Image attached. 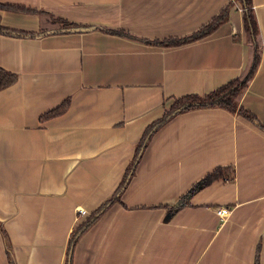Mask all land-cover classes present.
Listing matches in <instances>:
<instances>
[{"label": "crops", "instance_id": "1", "mask_svg": "<svg viewBox=\"0 0 264 264\" xmlns=\"http://www.w3.org/2000/svg\"><path fill=\"white\" fill-rule=\"evenodd\" d=\"M232 1L228 19L187 35ZM262 53L239 105L264 125ZM0 264H66L72 229L121 183L146 126L173 98L245 73L252 47L233 0H0ZM55 18L89 27L52 31ZM118 29L133 37L113 34ZM59 115L41 116L61 104ZM232 179L178 200L217 167ZM118 201L79 237L71 264H264V129L221 107L178 113L150 136ZM229 208L226 217L215 210Z\"/></svg>", "mask_w": 264, "mask_h": 264}, {"label": "trees", "instance_id": "2", "mask_svg": "<svg viewBox=\"0 0 264 264\" xmlns=\"http://www.w3.org/2000/svg\"><path fill=\"white\" fill-rule=\"evenodd\" d=\"M242 9V20H243V29L247 35L249 42L252 47V55L250 63L244 74L237 76L236 78L228 81L227 83L217 87L216 89L203 94H187L184 96H180L178 98H173L171 103L165 107L163 113L149 123L144 129L140 140L135 146L134 156L129 163L127 170L125 171L124 177L121 183L117 186L112 195L107 198L104 202H102L95 210H93L83 221L78 223L71 231L66 249V264H71L72 262V253L75 243L79 239V237L89 228V226L97 220V218L114 202L118 201L120 192L122 191L124 184L127 182L129 176L132 174L131 170L136 162L139 159L140 153L144 149L147 141L150 136L158 129L162 124H164L167 120H169L174 115L193 110L199 108H207V107H221L223 109L228 110L232 113H237L251 122H254L256 125L264 129V125L261 124L257 117L251 113L250 111L243 108L239 105V99L245 88L247 87L249 81L251 80L253 74L255 73L261 53H262V45L259 40V29L257 25L256 16L254 10L252 8L251 0H237ZM233 2L229 1L227 5L222 7L218 13L206 24L202 25L197 30L181 36L174 38H166V39H154L150 41L151 43L163 45V46H176L188 43L190 41H194L200 39L208 34H210L213 30H215L221 23L228 19L229 10L232 6ZM1 8L13 9V10H21V11H31L28 8H24L22 6L17 5H9V4H0ZM59 21L60 26L57 29L52 31L58 32H69V31H81L83 29H88L89 27L82 26L79 24H75L72 22H67L66 20L55 18ZM108 32L118 35H126L131 36L129 33L124 32L118 29H107ZM0 32L8 35L14 36H23V35H34V32L25 31V30H16L8 27H4L0 25ZM17 76L14 72L8 71L2 67H0V89L12 84L16 80ZM68 105V100L65 99L61 104L56 106L55 108L47 111L41 116V119H46L52 116L59 115L65 111ZM234 176L233 168L229 166L217 167L212 170L210 173L206 174L193 188H191L185 195H183L178 202L169 208V212H174L183 206L189 205L185 200L197 189L204 187L214 180L218 179H232ZM258 259L255 257V263L258 264ZM12 264L11 261H9Z\"/></svg>", "mask_w": 264, "mask_h": 264}, {"label": "built area", "instance_id": "3", "mask_svg": "<svg viewBox=\"0 0 264 264\" xmlns=\"http://www.w3.org/2000/svg\"><path fill=\"white\" fill-rule=\"evenodd\" d=\"M215 213H216L219 217L223 218V217H226V216L228 215L229 210H228L227 208H224V207H219V208H217V209L215 210Z\"/></svg>", "mask_w": 264, "mask_h": 264}, {"label": "rangeland", "instance_id": "4", "mask_svg": "<svg viewBox=\"0 0 264 264\" xmlns=\"http://www.w3.org/2000/svg\"><path fill=\"white\" fill-rule=\"evenodd\" d=\"M234 1V3H237V4H239V2L237 1V0H233ZM240 5V4H239ZM52 22H56V19L55 20H52ZM59 27H61L60 25H57V28H59ZM224 180H228V179H224ZM224 208H227V207H224ZM228 210H229V208H227Z\"/></svg>", "mask_w": 264, "mask_h": 264}]
</instances>
